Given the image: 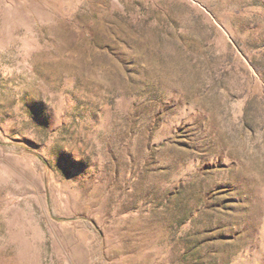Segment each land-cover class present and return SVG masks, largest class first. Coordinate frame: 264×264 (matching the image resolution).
<instances>
[{
  "label": "rangeland",
  "instance_id": "rangeland-1",
  "mask_svg": "<svg viewBox=\"0 0 264 264\" xmlns=\"http://www.w3.org/2000/svg\"><path fill=\"white\" fill-rule=\"evenodd\" d=\"M9 240L264 264V0H0V264Z\"/></svg>",
  "mask_w": 264,
  "mask_h": 264
},
{
  "label": "clouds",
  "instance_id": "clouds-1",
  "mask_svg": "<svg viewBox=\"0 0 264 264\" xmlns=\"http://www.w3.org/2000/svg\"><path fill=\"white\" fill-rule=\"evenodd\" d=\"M9 245L16 251L18 257V264H34V261L23 257L22 253L19 251L20 244L19 241L9 240ZM39 242L37 241V246Z\"/></svg>",
  "mask_w": 264,
  "mask_h": 264
}]
</instances>
